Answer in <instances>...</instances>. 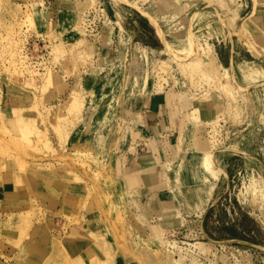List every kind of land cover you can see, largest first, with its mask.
Here are the masks:
<instances>
[{
	"label": "rangeland",
	"instance_id": "1",
	"mask_svg": "<svg viewBox=\"0 0 264 264\" xmlns=\"http://www.w3.org/2000/svg\"><path fill=\"white\" fill-rule=\"evenodd\" d=\"M240 3V0H0V174L15 176L17 172L24 176L27 170L43 165L85 182L87 201L96 203L103 215L108 216L111 233L118 235L122 243L144 250L149 260H162L166 264H264V183L257 171L261 169L260 163L251 171L247 157H238L229 175V188L204 219L205 231L213 239L240 237L258 245L224 240L203 254L198 246L207 239L196 214L201 215L206 204L198 207L201 209L177 204L179 222L163 220L148 200L139 202L133 191L113 188L116 176L105 160L109 152H119L127 138L132 141L133 127L121 113L123 96L166 91L186 110L187 106H198L212 98L220 104L218 112H213L217 118L213 122L194 120L186 113L191 120L189 139L191 133L199 131L214 143L213 151L232 145L234 139L240 140L247 149L256 150L264 162V83L250 89L249 85L256 81L249 75V64L241 65V70L237 67L236 73L230 72L216 54L218 42L229 34H239V22L247 11L244 5L239 11L234 10ZM100 8L103 12L100 17L95 11L89 13L90 26L77 25L78 11L84 15L86 10ZM224 24L230 27L229 32L223 28ZM78 28L86 31L81 35L80 46H84L79 49L75 46L72 53L71 41L78 37ZM248 31L242 33L248 50L252 48L255 56L264 54V44H257ZM97 32L95 36L93 33ZM56 42L61 43V49L55 50ZM23 46L30 60H43L55 66L51 68L63 75L65 87L45 80L44 75H29L22 58ZM172 48L174 51L187 48L188 55L194 50L198 54V69L190 71L191 78L180 73L178 65L170 59ZM79 51L86 55L81 57L84 54ZM163 63L165 67L161 68ZM259 67L264 73V65ZM74 85L78 86L83 102L71 107L65 99ZM4 87L17 91L21 100L11 111L4 110ZM180 92L185 96L182 103L176 95ZM196 106L193 112L200 116ZM22 133L27 135L26 140L21 138ZM140 146L138 142L137 147ZM172 147L174 152L161 165L162 169L170 170L178 161L174 140ZM188 153L192 151L189 149ZM189 159L195 163L191 155ZM64 218L67 223L77 221L75 216L64 214ZM25 236L18 243L12 239L11 242L25 244L29 239ZM0 248V259L13 261L20 257L17 248L9 256Z\"/></svg>",
	"mask_w": 264,
	"mask_h": 264
},
{
	"label": "crops",
	"instance_id": "2",
	"mask_svg": "<svg viewBox=\"0 0 264 264\" xmlns=\"http://www.w3.org/2000/svg\"><path fill=\"white\" fill-rule=\"evenodd\" d=\"M240 1L241 3L234 10H241L242 5L244 9L247 8L240 22H244L257 44H264V19H262L264 18V0H256L255 5L252 0H245L243 4L242 0ZM151 25L157 32L156 27ZM223 28L228 32L230 30L227 24H224ZM225 37L221 40L222 42L216 44L219 62L230 72L235 73L237 67L241 70V65L249 64V75L252 80L256 81L255 84L249 85L250 89L264 83L262 81L264 73L260 71L262 67H259L264 65L262 63L264 58H261L264 54L253 55L243 40L235 34ZM161 43L163 44L162 38ZM2 92L4 110L11 111L13 106L21 101L20 97L17 91L10 87H4ZM175 99L173 94L168 95L166 91L124 95L121 101L123 107L121 113L133 127L132 141L127 138L122 143L119 152H109L105 159L109 169L116 176V184H113V188L117 186L121 191H133L139 202L148 200L161 219H172L173 223L179 222L176 213L177 204L184 205V202L180 198L176 200L167 192L166 175H169L170 184H172L175 175L174 166L167 170V168L162 169L161 165L169 161V154L174 152L173 138L176 130L184 123L183 118L187 112L191 119H201L206 122L211 118V113L216 114L220 109L219 102L213 98L198 106H187L188 110L176 104ZM194 106L199 107L200 116L197 112H193ZM118 111L120 112V109ZM133 141L134 146H132ZM234 141L228 147L214 150L213 155L220 173L205 209L201 215L196 214L197 223L200 224L201 232L207 239L198 246L199 252L203 254L224 240L258 245L240 237L213 239L204 228L207 213L230 186L229 175L234 168L233 162L238 157H247L251 171L260 163L261 169L257 171L264 173V162L259 158L258 152L247 149L240 140L234 139ZM138 142L142 145L139 148L137 147ZM225 151L231 152L226 154ZM196 172L194 161L189 158L185 159L180 167L183 184L192 183ZM87 187L85 182L73 180L61 170L43 165L27 170L24 176L17 172L15 176L0 174V246L5 249L2 251L5 255L9 256L16 248L19 249V251L15 250L16 253L20 255L13 261L12 259H0V264H33L32 261H28L26 253L31 254L35 251L32 247L36 245L41 248L42 252L41 261L38 264L165 263L162 260H149L144 250L137 246L124 244L118 235H113L108 226V216L103 215L101 209L95 206L96 203L87 201ZM64 214L77 217V221L67 223L64 220ZM20 216H25V219L27 217L26 224L23 226L26 225L25 237L29 239L25 244H22V241L20 245H13L11 241L15 242V239L7 230ZM18 223L22 225V222ZM91 230L94 231L93 235Z\"/></svg>",
	"mask_w": 264,
	"mask_h": 264
},
{
	"label": "bare ground",
	"instance_id": "3",
	"mask_svg": "<svg viewBox=\"0 0 264 264\" xmlns=\"http://www.w3.org/2000/svg\"><path fill=\"white\" fill-rule=\"evenodd\" d=\"M252 1H254V4L253 5H255V0H252ZM215 9L217 10L218 8H215ZM87 11L88 10H86V12ZM92 11H95V13H98V14H100V13L103 14V12L101 11V8H100V10L99 9L98 10L97 9H93ZM79 12L80 11H78V15L76 17V20H77V23H78L77 25L78 26H79V23L81 24V23H84L85 22V14H86V12H85L84 15H81ZM30 16L28 14V18L30 19V22H33L32 17H30ZM262 19H264V18H262ZM240 24H241V27H240V30H239L238 37L242 39L243 38L242 37L243 36L242 33L244 31H246V32L249 33V31H248L249 29L246 27V25L244 24V22H240ZM221 25H223V23H221ZM77 30H78V34H79L78 37H76L74 40L71 41V44L72 45L70 47V50L73 51L72 53H74V49L73 48H75V46L78 48L80 46V43H83V38H82L81 35L83 33L85 34V32H86V31L85 32L82 31V30H84L83 28L82 29L78 28ZM90 30H91V28H90ZM93 34H95V36H96L99 33L97 32V33H93ZM55 46H56L55 47L56 48L55 50H58V49H61L62 48L60 42H56L55 43ZM81 46H80V48H81ZM31 47H33V44H32ZM83 49L84 48L82 47V50ZM91 50H92V48H91ZM171 51H172V56H171L170 59L174 60L175 61L174 63H176L178 65L179 72L180 73H183L184 75H187V76H189L191 78L192 73L190 71L193 70L194 68L195 69H198L197 68V66H198V60H199L198 54L197 53L195 54V50H194V52H191L188 55L189 50H187V48H184V49L179 50V51H174L173 48H172ZM191 51H193V50L191 49ZM249 51L251 53H254L255 52L252 48H250ZM17 52L18 51L16 50V53ZM19 52H20V50H19ZM79 52H81V51H79ZM83 52L84 51H82L81 54H84L85 53V52L84 53ZM45 53H46V51H45ZM182 53H185V54L182 55ZM22 54H23V57L22 58L25 59V64H26V69L25 68L24 69H25V71L28 70V74L29 75H31V76H33L35 74H36L35 76L44 75L45 80L47 79L49 82H52V81L53 82H56L60 86V88L61 87L62 88L65 87V85L67 84V82L63 79V77H62L63 75L60 74V73H56L52 69L55 66L53 67L50 63H47L46 61H43V60H35V62L33 63L32 61H30V58L26 54H24V53H22ZM22 54H20V55H22ZM85 55L86 54L82 55L81 57H84ZM18 63H20V62H18ZM21 65H23V64H21ZM164 67L165 66H164V63H163L162 66H161V68H164ZM78 74L79 73L75 74V76L78 75ZM88 74L91 76L93 74V71L88 72ZM192 80H194V79H192ZM233 83L236 84V85H239L238 82H236L235 80L233 81ZM176 95H177L178 101L180 103H182L184 101V99H185L184 94L180 92V93H178ZM65 101L68 102V104H70L71 107H73L75 105H78L77 103L83 102L82 96L80 94V91H79V88H78L77 85H74V87L71 88V90L69 91V93H68ZM183 119H185L184 123L180 126V128L178 130H176L177 132H176V134H175V136L173 138L174 144L176 146V148H175V150L177 152L176 154L178 155V159H177L178 161L175 163V165L173 167L174 168L173 170H174L175 175H174V178L172 176V178H173L172 184H170L169 175H166L165 181H166V185H167V187L169 189L167 192L170 195H173L176 200H177V198H180L184 202V206L185 207H186V205L190 204L191 205L190 206L191 209H201V208H198V207H204V205L208 201L209 196H210V194H211V192H212V190L214 188L215 182H216V180H217V178L219 176L220 171H219V168L216 165L215 158H214V155H213L214 151L212 150V146L214 145V143L211 141V139L207 138L206 136L202 135L201 132L196 131V130L193 133L190 134V137L191 138L189 139V133L187 132V130H188L189 124L191 123V120H190V118L188 117L187 114L184 115V118ZM209 119H211L212 122L215 121V120H217L216 117H213V114L212 113H211V118H209ZM213 126H215V125H213ZM5 130L8 132V134H10L9 133V130L7 128ZM10 135L12 137V134H10ZM21 138H24L26 140L28 137H27L26 134H24V135L21 136ZM189 149L192 151V153H188V150ZM190 155L195 159V164H196L197 172L194 173V181L192 183L183 184V182L181 180V177H180V167L182 166L184 160L187 159V158H189ZM189 169L190 168L188 167V170ZM73 173H74V171H73ZM259 173H260V177H261L262 183H264V173H261V172H259ZM26 220H27V217L25 219V216L24 217L23 216H20V217H18V219L15 220V222L13 223V225L11 226V228H10V226L8 227L10 229L7 230V231L12 235V238L15 239V243H18V240L21 239L20 238V235H22V236L25 235L24 229H25V226L26 225L23 226V224H26ZM170 221H172V220H170ZM18 222H22V225H20ZM208 242L214 244L210 240H208ZM25 248H26V246H25ZM28 248H29V246L27 247V249ZM34 249H35V251H32L31 254H27L26 253L27 259H28V261H32L33 264H38L41 261V256H42L41 255L42 254L41 248H39V246H36Z\"/></svg>",
	"mask_w": 264,
	"mask_h": 264
},
{
	"label": "built area",
	"instance_id": "4",
	"mask_svg": "<svg viewBox=\"0 0 264 264\" xmlns=\"http://www.w3.org/2000/svg\"><path fill=\"white\" fill-rule=\"evenodd\" d=\"M92 11V9L91 10H88L87 12H86V14H85V25H86V27H88V26H90L89 25V21H90V19L88 18V16H89V13ZM98 14V13H97ZM100 16H102V14L100 13L99 14V16L98 17H100ZM87 23V24H86ZM87 29V28H86ZM92 30V29H91ZM24 50H25V48H24ZM25 54H27L26 53V50H25ZM29 57V56H28ZM30 61H32L33 63L35 62L32 58H31V60Z\"/></svg>",
	"mask_w": 264,
	"mask_h": 264
}]
</instances>
